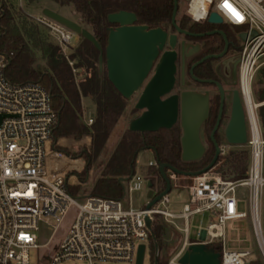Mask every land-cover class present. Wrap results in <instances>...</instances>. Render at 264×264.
<instances>
[{
  "label": "built area",
  "instance_id": "obj_1",
  "mask_svg": "<svg viewBox=\"0 0 264 264\" xmlns=\"http://www.w3.org/2000/svg\"><path fill=\"white\" fill-rule=\"evenodd\" d=\"M11 1L0 0V14ZM183 2L184 15L191 23L208 22L214 13L224 25L243 28L239 33L244 39L238 71L247 121L248 162L244 177L225 179L212 168L185 177L190 182L184 186L186 198L179 212L169 210V193L149 209L131 208L123 199L92 195L76 198L68 191L69 180L54 160L59 155L51 142L56 115L48 91L37 83H10L4 75L6 60L0 56V264H30V251L40 247L39 225L56 230L70 209L74 210L73 222L50 256V264L70 259L81 264H135L139 246L145 245L150 236L146 219H150L152 227L156 217L183 234L181 251L190 243L203 242L219 249L221 264H249L250 251L226 248L228 222L248 215L239 210L237 190L241 187L248 190L253 233L264 258V135L258 114L264 101L256 102L252 92L253 78L264 65V0H228L238 16L222 7L224 0ZM36 21L54 36L61 52L70 46L74 32L43 15ZM69 65L73 66V62L69 61ZM92 122L89 119L87 124ZM169 177L174 181V175ZM141 187V178L135 173L128 185L124 184V193ZM174 187L179 188L177 184ZM204 213H208L209 222L200 228L198 240L190 241V218ZM180 253L169 264H178Z\"/></svg>",
  "mask_w": 264,
  "mask_h": 264
},
{
  "label": "trees",
  "instance_id": "obj_2",
  "mask_svg": "<svg viewBox=\"0 0 264 264\" xmlns=\"http://www.w3.org/2000/svg\"><path fill=\"white\" fill-rule=\"evenodd\" d=\"M32 2L34 0H28ZM59 5H70L79 15L81 23L96 38L102 48L106 45V28L110 26L107 15L120 10L133 12L137 23L150 28H166L171 25L173 0H53ZM10 10L5 5L0 14V56L6 60L5 78L13 84L37 83L50 95L51 108L56 115L52 131V141L59 137H71L80 140L83 135L91 136V151L82 150L72 155L73 158L85 159V168L76 174L79 181L89 173L92 162L99 156L114 126L120 118L127 100L123 98L108 81L106 71L98 68L99 51L91 42L81 40L74 52L66 56L57 45L39 41L34 37V47H38L45 59L46 69L38 71L34 68L35 54L21 31L11 23ZM178 26L189 31L206 30L208 24L191 23L184 14L176 21ZM209 23V22H208ZM33 36V34H30ZM73 62V66L69 65ZM84 67L89 73L76 81L73 69ZM81 97H90L95 104V117L91 125L81 122ZM257 100L264 101V88L258 91ZM264 135V104L258 109ZM87 138L84 139V142ZM153 149L157 162L168 163L181 171H197L204 168L210 160V155H204L198 161L183 162L181 160L180 128L175 126L169 130L160 129L141 135L138 132L126 130L121 136L113 153L96 178L90 195L105 198L123 199L124 188L118 181L119 177H128L133 170L135 174L136 158L139 152ZM67 155V150L58 148ZM219 160V159H218ZM246 166L232 178L238 180L244 177ZM148 180L151 187L159 194L165 188L158 167H148ZM78 186H68V191ZM154 239L152 241L151 264H155V243L161 248V229L154 221L152 224ZM216 251L219 249L210 244ZM156 264H167L157 256ZM252 264V262H249Z\"/></svg>",
  "mask_w": 264,
  "mask_h": 264
},
{
  "label": "water",
  "instance_id": "obj_3",
  "mask_svg": "<svg viewBox=\"0 0 264 264\" xmlns=\"http://www.w3.org/2000/svg\"><path fill=\"white\" fill-rule=\"evenodd\" d=\"M177 11L178 1L173 0L171 25L175 28V34H169L161 27L150 28L148 25L137 23V17L133 12L120 10L108 14L107 22L116 26L106 28L107 37L104 48L79 23L48 8L42 10V15L93 44L99 51L98 68L100 72L103 68L105 69L108 81L123 98L129 100L138 93L133 109L139 110L140 114L129 122V131L144 135L148 132H157L160 129L169 130L179 124L181 129V160L194 162L200 160L204 154V146L200 139V127L208 116V101L206 94L194 90L173 92L174 80L176 84V64H174L176 52L174 53V47L176 46L177 34L187 36H203L204 34H192L180 28L176 22ZM208 22L220 24L222 20L217 14L212 13ZM214 33L215 31L206 34ZM241 38L244 39V35H241ZM165 47L169 49L164 50L159 56ZM187 47L188 44L182 41V68L179 81L181 87H185L189 83L185 77L183 55ZM222 54L206 56L204 59L218 58ZM196 64L190 70V75L195 80L197 78L192 71ZM233 119H243L242 109L239 105L237 114L233 113ZM226 136L231 145L244 146L247 142L245 132L239 134L228 130ZM234 137L236 138L234 139ZM150 150L153 151V149ZM218 153L219 149L216 150L210 163L197 171H181L168 163H160L155 160L159 174L165 182V188L159 194H153L145 208L149 209L171 191L172 181L168 174L169 171L183 177L200 175L214 167ZM133 173L132 170L128 177L118 178L123 188L125 182L131 180ZM148 186L152 188L149 181ZM146 225L150 236L154 239L149 218L146 219ZM144 251L145 245L141 244L137 250L135 264H143ZM157 256L158 248L155 243V264L157 263ZM177 261L178 264H221L220 252L203 242L190 243Z\"/></svg>",
  "mask_w": 264,
  "mask_h": 264
},
{
  "label": "rangeland",
  "instance_id": "obj_4",
  "mask_svg": "<svg viewBox=\"0 0 264 264\" xmlns=\"http://www.w3.org/2000/svg\"><path fill=\"white\" fill-rule=\"evenodd\" d=\"M10 10L11 23L16 26L21 33L24 35L26 41L32 48L35 54V62L33 64L34 68L38 71H43L46 69L45 59L38 47H34V37L39 41L50 42L53 45H57V41L54 36L49 32L47 28L42 26L36 21L37 17L42 16V10L48 8L58 12L59 14L79 23L83 28L84 25L81 23L79 15L74 11L70 5H59L53 0H34L29 2L28 0H12L11 3L7 5ZM185 3L183 0H178V11L176 15V21L184 14ZM200 24V23H199ZM228 28L234 30L239 34L243 28L242 27H231ZM33 34V36H30ZM82 38L75 35L70 46L62 52L64 55L69 56L74 52L75 48L79 45ZM58 46V45H57ZM61 51V50H60ZM105 71L103 68L102 72ZM76 81L82 79L85 75L89 74L85 72V68L81 67L74 70ZM202 86L198 84L189 82L187 86L181 87L179 80L175 85V93H179L182 90H196L200 89ZM264 88V65H262L256 72L252 81V92L253 97L256 102L257 93L259 90ZM138 93L133 95L128 102L130 104L135 103ZM263 102V101H261ZM259 109V108H258ZM131 116H138L140 114L139 110L131 109ZM85 116L81 114V122L85 124ZM180 128L179 124H177ZM120 128L117 127L115 131L111 134L110 139L104 146L103 150L99 156L92 162L90 171L84 176V179L79 181L76 174H79L85 168V159L73 158L72 155L79 153L82 150L91 151V136L83 135L80 140H75L71 137H65L66 140L58 141L61 137L57 139L56 142H52V145L57 150V155L54 160L58 163L59 171L65 173L68 178L69 187L78 186L73 190V196L76 198H82L90 195L93 181L99 176V173L103 166L108 161L109 157L113 153V143L118 137ZM181 136V129H180ZM87 141L84 142V139ZM75 140L76 142H74ZM58 148L67 150L71 155L65 154L63 151H58ZM224 152L219 157V162L212 168L213 172H219L225 179L233 180L232 178L239 172V170L248 162V151L247 147L236 146L227 147L223 146ZM79 159H82L84 165L82 168L78 167ZM153 160L152 152L148 150H143L138 153L136 158L135 173L141 178L142 187L139 190L130 191L126 195H123L124 204L130 206L131 208L138 209L146 205L148 200H150L158 190L150 188L148 186V165ZM169 175H174V181H172L171 191L169 192V204L168 208L171 212H179L182 208V204L186 198V190L184 186L189 184V179L183 176L175 175L172 172H168ZM129 181L125 182L128 185ZM177 184L179 188H175L174 185ZM237 196L240 200L239 210L247 212V217L230 221L227 224V239L226 248L231 250H248L252 254V259L250 262L252 264H264V258L262 253L256 243L252 223L251 214L248 204V190L246 188H238ZM74 218V210L70 209L65 219L59 225L56 230L45 224L39 225V230L37 231L38 241L40 245L39 248L30 251V264H50V256L53 254L55 248L61 242L62 238L68 233ZM161 229V248L158 250V257L162 261H166L167 264L171 259L177 256L183 246L184 236L178 231L174 226L168 225L160 217H156L155 220ZM209 222L208 213L194 215L190 218L188 225V236L190 241L198 240V233L201 227H205ZM262 222V234L264 238V216L261 215ZM53 224V223H52ZM183 226L182 224L180 225ZM145 254L143 258V264H151L152 256V241H145ZM185 250V249H184ZM183 250V251H184ZM183 251H181L183 253ZM180 253V254H182ZM59 264H81L79 261L70 259L64 260ZM104 264H130L128 262L122 261H110Z\"/></svg>",
  "mask_w": 264,
  "mask_h": 264
},
{
  "label": "flooded vegetation",
  "instance_id": "obj_5",
  "mask_svg": "<svg viewBox=\"0 0 264 264\" xmlns=\"http://www.w3.org/2000/svg\"><path fill=\"white\" fill-rule=\"evenodd\" d=\"M203 24H205L203 22ZM208 24L206 30L189 31L192 34H204L203 36L193 35L187 36L177 34L176 46V83L180 81V73L182 68V50L181 42L184 41L188 44L184 50V72L188 82H192L202 86L200 89L194 91L206 94L208 101V116L200 127V139L204 146V155H210L211 158L207 164L213 159L216 150L219 149L218 158L215 165L219 162V157L224 152L223 146L236 147L231 145L227 140V131H235L239 134L245 132L247 137V121L245 115L244 104L239 85V63H240V48L241 38L234 30L228 28L223 23ZM116 26V25H110ZM169 34H175V28L170 25L166 28ZM215 31L214 34H206ZM165 47L164 50H168ZM223 53V54H222ZM215 58L210 57L204 59L206 56L220 55ZM204 59L203 61H201ZM199 62L198 64H196ZM156 62L154 63L155 66ZM193 75L197 80L193 79L190 75L192 66ZM175 78V72H174ZM175 80L173 92L175 93ZM242 109L243 119H233V113L237 114L238 105ZM175 126H178L177 124ZM173 126V127H175ZM236 137H234L235 139ZM153 165V164H151ZM155 165V163H154ZM214 165V166H215ZM157 166V165H156Z\"/></svg>",
  "mask_w": 264,
  "mask_h": 264
},
{
  "label": "crops",
  "instance_id": "obj_6",
  "mask_svg": "<svg viewBox=\"0 0 264 264\" xmlns=\"http://www.w3.org/2000/svg\"><path fill=\"white\" fill-rule=\"evenodd\" d=\"M134 104H135V103L130 104V102H128V100H127V104H126V106H125V108H124V110H123V112H122L120 118L118 119L116 125L114 126V128H113V130H112V132H111V134H112V133L115 131V129H116L117 127L120 128V131H119V133H118V137H117L116 141L113 143V147H112L113 150L115 149L116 145L118 144V142H119L121 136L123 135V133H124L126 130H128L129 122H130L134 117H136V116H134V117L131 116V111H132L131 109L133 108ZM81 109H82V110H81V114H82V116H83V117H84V116L86 117V118H85V120H86L85 125L89 126V125L87 124L88 120H89V119H94V117H95V104L92 102V100L90 99V97H81ZM111 134L109 135V137H108L106 143H107L108 140L110 139ZM63 139L66 140L65 137H61L58 141H62ZM73 141L76 142L75 140H73ZM106 143H105V146H106ZM148 151L152 152V154H153V160H152V162L148 165V166H150L151 164H154V163H155V157H154V153H153V151H151V150H148ZM78 163H79V164H78V167L82 168L83 165H84L83 160H82V159H79V162H78ZM95 180H96V179H95ZM95 180L93 181V184H94ZM93 184H92V186H93Z\"/></svg>",
  "mask_w": 264,
  "mask_h": 264
},
{
  "label": "snow or ice",
  "instance_id": "obj_7",
  "mask_svg": "<svg viewBox=\"0 0 264 264\" xmlns=\"http://www.w3.org/2000/svg\"><path fill=\"white\" fill-rule=\"evenodd\" d=\"M222 7H224L227 11H229L230 13H232L233 15H237V13H235V10L232 9L231 5L228 3V0H224V3L222 5Z\"/></svg>",
  "mask_w": 264,
  "mask_h": 264
},
{
  "label": "bare ground",
  "instance_id": "obj_8",
  "mask_svg": "<svg viewBox=\"0 0 264 264\" xmlns=\"http://www.w3.org/2000/svg\"><path fill=\"white\" fill-rule=\"evenodd\" d=\"M176 257V256H175ZM175 257H173L172 259H171V262L173 263V262H175Z\"/></svg>",
  "mask_w": 264,
  "mask_h": 264
}]
</instances>
